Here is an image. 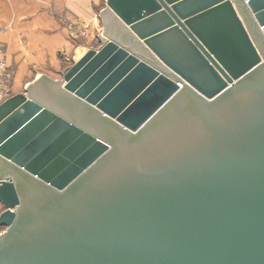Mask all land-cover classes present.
Returning <instances> with one entry per match:
<instances>
[{"label":"water","instance_id":"95a60500","mask_svg":"<svg viewBox=\"0 0 264 264\" xmlns=\"http://www.w3.org/2000/svg\"><path fill=\"white\" fill-rule=\"evenodd\" d=\"M104 4L0 101V264H264V0Z\"/></svg>","mask_w":264,"mask_h":264},{"label":"crops","instance_id":"0c3cea01","mask_svg":"<svg viewBox=\"0 0 264 264\" xmlns=\"http://www.w3.org/2000/svg\"><path fill=\"white\" fill-rule=\"evenodd\" d=\"M99 1L0 0V73L12 70L14 87L49 74L41 71L42 65L46 61L47 68L57 64L60 54L67 52L69 37L94 30V8Z\"/></svg>","mask_w":264,"mask_h":264},{"label":"rangeland","instance_id":"374dc122","mask_svg":"<svg viewBox=\"0 0 264 264\" xmlns=\"http://www.w3.org/2000/svg\"><path fill=\"white\" fill-rule=\"evenodd\" d=\"M105 0H100L99 4L95 6L94 8V18L96 21V26L94 27L93 31H85L82 30L81 32L78 31L75 36H71L68 39L69 46H67L66 49V54H60L61 58L58 57L57 64L55 66L47 68L48 61L42 65V70L46 71L49 73L50 77L57 79L61 77V72L62 70L73 64L74 63V58L78 57L79 54L82 52V50H87L89 48H98L99 47V33L101 30V23L100 20L98 19L99 17V12L105 7L104 4ZM12 76V70L11 71H5L2 70V73H0V101L3 99L13 95L14 91L19 87H21L20 92L24 91V85L16 86L12 84L11 80ZM32 77H29L28 80H30ZM4 209V206L0 204V211Z\"/></svg>","mask_w":264,"mask_h":264}]
</instances>
